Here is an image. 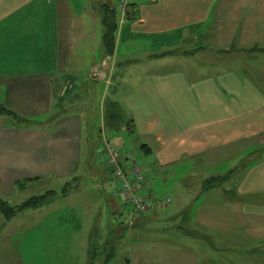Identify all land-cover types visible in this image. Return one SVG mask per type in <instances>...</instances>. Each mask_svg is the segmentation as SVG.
I'll return each instance as SVG.
<instances>
[{
  "label": "crops",
  "instance_id": "obj_1",
  "mask_svg": "<svg viewBox=\"0 0 264 264\" xmlns=\"http://www.w3.org/2000/svg\"><path fill=\"white\" fill-rule=\"evenodd\" d=\"M117 4L0 0V106L35 122L17 126L0 115V199L8 204L15 191L67 181L80 169L100 176L95 141L104 157L110 132L122 127L154 170H182L181 208L158 214L155 207L170 204L159 203L134 214L132 227L116 223L122 230L109 264H149L156 247L166 264H264V0H152L131 5L124 18ZM105 8L117 23L108 58ZM107 102L119 107L120 123L106 120ZM138 165L145 184L146 166ZM214 179L223 181L205 190ZM116 197L122 215L128 206ZM49 203L9 219L0 213V264H28L16 219ZM166 218L181 241L151 244L146 222ZM90 229L79 242L87 258L75 264H88ZM236 230L242 243L228 241ZM126 232L134 241L116 252Z\"/></svg>",
  "mask_w": 264,
  "mask_h": 264
},
{
  "label": "rangeland",
  "instance_id": "obj_2",
  "mask_svg": "<svg viewBox=\"0 0 264 264\" xmlns=\"http://www.w3.org/2000/svg\"><path fill=\"white\" fill-rule=\"evenodd\" d=\"M79 0H77L78 2ZM101 89L97 88V95ZM23 96H26L22 94ZM95 95V96H97ZM5 104L0 100V104ZM24 104H29L32 111V106L35 107L34 102L24 101ZM23 112V109H19ZM4 120L11 124L21 126V123H28V118H11L4 117ZM38 120V119H32ZM3 121V120H0ZM99 124V121L96 120ZM35 122L28 123V126H34ZM97 127L98 125L95 124ZM108 136L109 140L115 143L121 153L125 155L128 151L133 155L138 164H144L146 166V172L148 174L146 183L140 188L139 195L149 196L154 205H158L161 201L168 200V207L164 210H160L155 207V211L163 212V214H173L172 217L178 212L181 205H177L176 201L181 195V186L179 180L183 179L182 170L174 167L173 171L167 170H154L149 162L145 160L144 153L141 147L137 146V141L134 140L132 135L125 132L122 127L117 131H111ZM96 148L93 149L95 162L97 167L102 170L100 176L94 171H80L71 179L65 181L64 179H53L47 183H41L39 186L27 189L23 192H16L15 195L7 200L8 204L13 206H19L25 200L32 196H40L45 194L52 195L47 196L46 201H50L49 206L38 212L37 215L31 216L29 220L22 217L16 219L17 222L23 224V228L26 231L24 243L30 247L28 251L30 260H26L28 264H44L50 263L49 259L58 264H75L80 259L83 262L85 259V250L82 249L79 242L81 240H87V229H90V243L88 248V264H103V257L99 253L105 254L110 249L115 248L114 243L118 240L120 235V227H117L121 220L124 226L132 227L128 225L132 223V219H129L127 213L131 210L128 206L124 209L121 215L120 206L121 201L116 197V189L119 186V182L116 181L113 176L110 167L106 165L105 159L102 155L104 147L102 140L95 141ZM122 144L123 147L120 145ZM126 150H125V149ZM128 152V153H129ZM252 152V151H251ZM90 159V158H89ZM148 165V166H147ZM83 168V167H82ZM222 173V172H220ZM64 180V181H62ZM114 203H116V208ZM118 203L121 205L119 206ZM166 204V205H167ZM154 209V208H153ZM168 218V216H167ZM162 221L161 219L151 220L146 222L148 224L144 231L148 234V242L156 245L172 244L177 239L181 241L178 231L175 229L169 232L167 228L170 226L169 220ZM38 220L37 224L35 223ZM120 222V223H121ZM121 224V225H122ZM169 224V225H168ZM122 225V226H123ZM126 227V229H129ZM166 230V231H163ZM126 231V230H125ZM130 231V230H129ZM238 238H234V236ZM122 237V243L119 241L116 243L117 247L120 244L133 243L128 232ZM35 239V241H34ZM174 240V241H173ZM230 243H242L241 232L236 230L228 237ZM187 242H190L187 238ZM194 242V240H192ZM251 243H257V241H250ZM109 243L111 248H107L106 244ZM114 244V245H113ZM38 248V258L33 256L34 246ZM39 246L42 251H39ZM52 247L49 250L48 247ZM95 247L98 249L97 256L95 255ZM111 249V251H112ZM158 254L160 248L156 247L155 250L150 251L152 255V262L149 264H166L159 258L163 253ZM226 254V253H223ZM150 255V256H151ZM73 258H72V257ZM96 257V258H95ZM87 258V257H86ZM118 264L116 262L114 264ZM226 264V263H225Z\"/></svg>",
  "mask_w": 264,
  "mask_h": 264
},
{
  "label": "built area",
  "instance_id": "obj_3",
  "mask_svg": "<svg viewBox=\"0 0 264 264\" xmlns=\"http://www.w3.org/2000/svg\"><path fill=\"white\" fill-rule=\"evenodd\" d=\"M152 0H118L117 9L124 18L129 7L136 3L149 2ZM105 162L110 167L113 178L119 182L116 196L122 198L124 204L131 210L127 213L132 219L136 213L151 211L154 204L149 196L139 195L140 188L144 185L145 175L143 168L136 163L133 155H123L119 148L110 143H105ZM168 200L160 202V205L167 204Z\"/></svg>",
  "mask_w": 264,
  "mask_h": 264
},
{
  "label": "trees",
  "instance_id": "obj_4",
  "mask_svg": "<svg viewBox=\"0 0 264 264\" xmlns=\"http://www.w3.org/2000/svg\"><path fill=\"white\" fill-rule=\"evenodd\" d=\"M101 24L103 28V34H102V46L104 50L105 57H111L114 53L115 48V35L117 30V23L115 18V11L112 9L105 8L102 10L101 13ZM105 118L108 122H115L120 123L123 119L119 110V107L117 105L107 102L105 105ZM0 115L8 116L11 118H17L14 113L9 111L7 108L0 106ZM223 179H214L206 182V188L205 190H208L209 188L214 187L216 184H221ZM119 191V190H118ZM117 191V192H118ZM49 194V193H48ZM41 195V196H34L29 198L26 202H24L22 205L18 207H11L6 202L2 201L0 199V213L4 215L6 219L11 218L15 213L26 210V209H33L42 206L46 202V198L49 195H52L50 193L49 195ZM122 199V198H121ZM152 210V209H151ZM107 248H111L109 243L106 244ZM112 249V248H111ZM106 251L105 254L99 253L103 257V264H109L113 259L115 255V249L113 248L112 251ZM95 255L97 256L98 249L95 247ZM96 258V257H95Z\"/></svg>",
  "mask_w": 264,
  "mask_h": 264
}]
</instances>
